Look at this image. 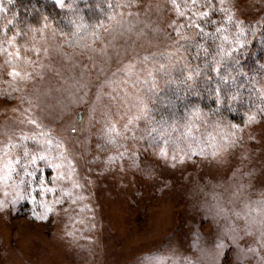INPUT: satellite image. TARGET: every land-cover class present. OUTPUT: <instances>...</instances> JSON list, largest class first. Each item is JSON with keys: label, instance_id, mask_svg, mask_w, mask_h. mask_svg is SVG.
<instances>
[{"label": "rangeland", "instance_id": "1", "mask_svg": "<svg viewBox=\"0 0 264 264\" xmlns=\"http://www.w3.org/2000/svg\"><path fill=\"white\" fill-rule=\"evenodd\" d=\"M50 1L73 26L0 36V264H264V77L225 126L193 111L173 128L151 105L195 66L194 13L213 10L229 51L239 21L255 42L264 0H175L182 16L172 0Z\"/></svg>", "mask_w": 264, "mask_h": 264}, {"label": "trees", "instance_id": "2", "mask_svg": "<svg viewBox=\"0 0 264 264\" xmlns=\"http://www.w3.org/2000/svg\"><path fill=\"white\" fill-rule=\"evenodd\" d=\"M204 2L210 5L213 3L212 0ZM3 3L8 11L0 14V36L1 33L14 34L19 30L21 33L19 37L29 39L37 35L39 27L45 22H52L64 28L73 26L71 24L73 12H62L50 0H13L11 4L3 0ZM80 7L84 15L89 13L84 3ZM203 11H207L208 16L199 17L196 20L208 35H204L195 28L196 39H193L189 46L187 45V53L185 49L188 59L193 60L195 64L192 71H189L193 74L184 70L178 77L168 76L164 79L161 91L155 93L154 90L150 91L151 95H154V102L151 105L155 106V117L162 118L163 125L168 124L177 129L183 127L182 130L194 126L192 125L194 121L189 122V118L193 119V111L203 124L211 123L212 127H215L220 125L219 121H222L225 126L227 121L241 120L249 105L255 106V103L258 104L261 101L258 81L264 77V23H261L259 31L255 33L256 39L253 43L257 47L253 48V43L251 45L245 43L243 48L237 46V50L232 52L231 56L223 57L219 75H217L213 71L215 61L221 59L217 53L221 45L225 51L227 50L231 38L229 36L228 42L223 41V32H216V29L220 27L212 20L213 10L204 8ZM14 14H16L15 26L8 25L5 32L3 26L8 19L13 18ZM204 49L207 51L205 52ZM188 74L191 75L190 79ZM221 77H225L226 82L222 81ZM217 88L220 89L219 102L216 96Z\"/></svg>", "mask_w": 264, "mask_h": 264}, {"label": "snow or ice", "instance_id": "3", "mask_svg": "<svg viewBox=\"0 0 264 264\" xmlns=\"http://www.w3.org/2000/svg\"><path fill=\"white\" fill-rule=\"evenodd\" d=\"M12 2H13V0H7V3L8 4H11ZM172 2L175 5V7L177 8L178 15H181V16L184 15L183 12H180L179 11V5H176L175 4V0H172ZM191 2H192L193 5H195L197 3V0H191ZM56 3L60 7H63L64 6V0H56ZM220 3H221V5H223L224 0H220ZM221 10L223 11L224 9L221 8ZM7 11H8V9L4 6L3 0H0V14H4ZM194 15H197L198 17H207L208 16V12L207 11H203V12H199V13H194ZM15 16H16V14L13 15V18L12 19H8L7 20V23L3 26L5 32H6V29H7L8 25L15 26L14 25ZM44 19H45V21L47 20L46 17ZM226 19L229 20V21H231L232 20V16H227ZM213 23H215V21H213ZM241 25H242V21H239V22L236 23L237 32L235 34V39L231 42V43L235 44L236 46H238L239 48H243L245 46V40L242 39V37L245 36V29L243 27H241ZM180 27L182 28L183 25H181ZM188 27H195V28L199 29L200 32L203 33L204 35H208V33H205L204 32V29L201 28L200 25L195 20H192L191 18H189ZM223 31H225V29H223L222 27L216 29V32L217 33H221ZM20 34H21L20 31L17 30L16 33L12 37H10V38L7 39V44L10 47H15L16 38ZM177 35H180V30L179 29H177ZM228 39H229L228 36H222V40L223 41H228ZM2 43L3 42L0 41V51H5V49L2 47ZM236 50H237L236 48H232V49H230L229 51L226 52L224 50L223 45L220 46V51H219V53H217V55H219L221 57V59L215 61V67L213 68V71L216 72L217 75H219L220 65H221V62L223 60V57L224 56H231L232 55V52H234ZM38 51L39 50H37V52ZM204 51L206 52L207 50L204 49ZM8 55H9V57H12L13 55H15L16 59H19L20 58L19 49H17L15 53L9 51L8 52ZM161 67H163V65H161ZM9 75L15 77V76H18L19 73L13 70V71H11L9 73ZM190 78H191V75H189V79ZM221 80L224 81V82H226V78L225 77H221ZM216 96H217V102H219L220 101V89L219 88L216 89ZM234 98L235 97H233V99ZM249 119L251 120L253 118L252 117H249ZM31 123L32 124H36V121L35 120H32ZM233 127H235V126H233ZM73 131H75V129H73ZM48 143H51V142L48 141ZM25 155H28L27 151L25 152ZM38 159L39 160H47L48 158L44 154H40L39 156H33L30 162L32 164H35ZM48 166L49 167H54V168L61 167V165H59V164H53V163H51V161H48ZM29 175H35V173H29ZM33 191H36V189H33ZM54 191H55L54 188H50V187H45L44 186V179H43V177H41V179H40L39 194L41 196H43L45 193L54 192ZM66 194H68V193H66ZM32 201H33V203H35V197L34 196L32 197ZM59 202H60L59 200L56 201V203H59ZM0 207H3V202L2 201H0ZM51 211H52L51 207L45 206V215H43V216H35L34 215V218H36V219H46L47 218V213H50Z\"/></svg>", "mask_w": 264, "mask_h": 264}]
</instances>
